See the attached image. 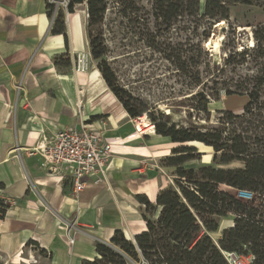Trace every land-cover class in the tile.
Masks as SVG:
<instances>
[{"label": "crops", "instance_id": "obj_1", "mask_svg": "<svg viewBox=\"0 0 264 264\" xmlns=\"http://www.w3.org/2000/svg\"><path fill=\"white\" fill-rule=\"evenodd\" d=\"M66 1L60 0L59 10L68 44L52 32L59 11L49 17L52 0H0V208L6 207L0 264H83L97 258V242L110 245L117 232L133 240L147 228L142 197L155 205L160 191L174 185V169L164 161L186 146L155 131L136 132L133 118L90 62L86 0L73 13L63 9ZM78 54L87 59L86 73L73 70ZM58 58L70 59L71 66H57ZM69 128L97 130L113 144L107 184L89 180L75 193L68 171L47 164L38 148Z\"/></svg>", "mask_w": 264, "mask_h": 264}, {"label": "trees", "instance_id": "obj_2", "mask_svg": "<svg viewBox=\"0 0 264 264\" xmlns=\"http://www.w3.org/2000/svg\"><path fill=\"white\" fill-rule=\"evenodd\" d=\"M83 3L84 0H69L67 11L73 13L75 6ZM86 3L91 54L99 60L106 54L105 47L100 39L92 37L88 28L101 23L107 10V0H86ZM236 5L264 6V0H206L203 15L200 14V0H154L153 17L159 22L157 26L167 29L182 20L196 23L205 20L212 29L215 23L229 20L230 8ZM47 7L49 17H52L55 6L48 4ZM52 32L63 34L68 44L62 10L56 14ZM256 36L259 42L264 41L259 32ZM245 54L247 50L242 55ZM55 64L71 66L70 59L63 58L56 59ZM98 68L128 114L133 119L141 117L146 109L137 108L132 99L116 87L117 80L111 68L106 64ZM231 94L227 93V96ZM238 94L247 95L249 105L240 116L226 111L228 120L245 118L251 113L253 101L259 99L256 91L244 89ZM207 96L199 93L190 100L195 110L194 117L199 119L204 114L207 126L191 123L188 128L178 127L169 115L156 125L150 120L157 135L170 138L173 143L186 144L175 149L173 156L164 161L167 168L174 169L173 175L178 179L173 186L160 191L155 205L142 197L146 206L142 216L146 231L133 240H127L122 232H117L110 245L97 242V258L83 264H130L131 261L145 264H228L225 252L252 255L251 264H264V136H256L253 142L247 143L241 134L229 131L224 123L211 124ZM195 144L212 150V162L199 168L185 169V163L201 162L202 154ZM235 163L242 167L231 168ZM220 185L250 192L254 198L250 202L243 201L221 191ZM1 206L2 218L6 207ZM149 213H153L152 218L148 217ZM156 213H159L157 217ZM229 215L235 217L234 223L222 231L221 239L216 242L211 234L218 231L219 221ZM29 245L39 248L42 257L51 258L47 249L40 248L39 244L31 242Z\"/></svg>", "mask_w": 264, "mask_h": 264}, {"label": "rangeland", "instance_id": "obj_3", "mask_svg": "<svg viewBox=\"0 0 264 264\" xmlns=\"http://www.w3.org/2000/svg\"><path fill=\"white\" fill-rule=\"evenodd\" d=\"M153 1L107 0L101 23L88 28L93 38L101 40L106 54L95 60L90 48V62L97 67L108 65L116 77V87L137 108L146 109L140 116L155 125L169 115L178 127L188 128L191 123L207 126L204 114L195 118L190 104L195 95L204 93L210 102L207 109L211 112V124L224 123L247 143L256 136H264V41L256 39L257 32L264 37V6H232L229 20L215 23L212 29L205 20L197 23L182 20L167 29L157 26ZM205 2L200 0L201 15L205 13ZM52 3L55 9H60V0ZM246 50L247 54L242 55ZM244 89L256 91L259 99L253 101L251 113L245 118L228 120L226 112L219 110L226 109L235 116L243 114L249 98L241 100L236 95ZM227 93L233 94L227 96ZM195 145L209 153L201 155L202 163L196 161L192 166L211 164L212 150ZM238 167L242 166L231 165ZM219 188L239 197V191L231 187L220 185ZM148 217L152 218L153 213ZM234 220L233 215L221 219L218 231L211 237L216 242L220 240L222 231L231 227ZM130 264L145 263L131 261Z\"/></svg>", "mask_w": 264, "mask_h": 264}, {"label": "built area", "instance_id": "obj_4", "mask_svg": "<svg viewBox=\"0 0 264 264\" xmlns=\"http://www.w3.org/2000/svg\"><path fill=\"white\" fill-rule=\"evenodd\" d=\"M67 4H69L68 1H66ZM57 11L56 7L55 12ZM73 70L75 73L88 71L85 55L78 54ZM141 119L142 117L132 119L135 130L140 136L151 132L150 130L155 131V125L151 121L148 122L147 127L141 128ZM144 129L150 130L144 132ZM38 150L53 171L61 168L68 171L75 193L82 191L89 180H93L96 184L108 183L106 169L115 155V150L113 144L97 130L63 129L54 135L47 145L39 147ZM238 198L250 202L254 195L247 191H239ZM224 256L228 264H251L253 260L251 255L225 252Z\"/></svg>", "mask_w": 264, "mask_h": 264}, {"label": "bare ground", "instance_id": "obj_5", "mask_svg": "<svg viewBox=\"0 0 264 264\" xmlns=\"http://www.w3.org/2000/svg\"><path fill=\"white\" fill-rule=\"evenodd\" d=\"M215 46H216V48H217L218 43H216ZM140 121H141V122H140V126H141V128H143V127H147V126L149 125L148 121H147L145 118H143V117H142V119H141ZM144 130H145V129H144ZM148 130H149V129H148ZM148 130L146 129L144 132H146V131H148ZM151 131H153V130H151ZM130 236H131V235H128V234H127V236H126L127 238H126V239L132 240Z\"/></svg>", "mask_w": 264, "mask_h": 264}, {"label": "water", "instance_id": "obj_6", "mask_svg": "<svg viewBox=\"0 0 264 264\" xmlns=\"http://www.w3.org/2000/svg\"><path fill=\"white\" fill-rule=\"evenodd\" d=\"M85 180V179H84Z\"/></svg>", "mask_w": 264, "mask_h": 264}]
</instances>
